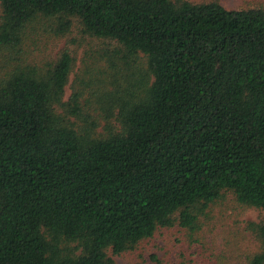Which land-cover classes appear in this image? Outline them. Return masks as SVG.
Masks as SVG:
<instances>
[{
    "label": "trees",
    "instance_id": "obj_1",
    "mask_svg": "<svg viewBox=\"0 0 264 264\" xmlns=\"http://www.w3.org/2000/svg\"><path fill=\"white\" fill-rule=\"evenodd\" d=\"M75 27L69 84L34 50ZM228 198L264 210V6L0 0V264H116Z\"/></svg>",
    "mask_w": 264,
    "mask_h": 264
},
{
    "label": "rangeland",
    "instance_id": "obj_2",
    "mask_svg": "<svg viewBox=\"0 0 264 264\" xmlns=\"http://www.w3.org/2000/svg\"><path fill=\"white\" fill-rule=\"evenodd\" d=\"M217 1L228 9L264 6V0H191ZM85 48H95L94 42L86 45L75 27L63 37L42 36L35 45V54L55 58L62 50L75 57V66L69 76L70 84L79 66ZM69 84L65 97L70 94ZM263 221L264 210L242 209L232 198L213 205L200 217L194 230L174 224L160 228L152 237L142 240L130 252L113 255L116 264H245L246 256L263 249L250 223Z\"/></svg>",
    "mask_w": 264,
    "mask_h": 264
}]
</instances>
